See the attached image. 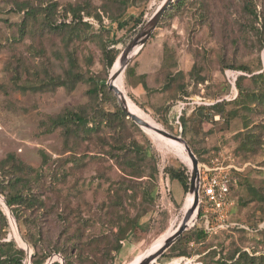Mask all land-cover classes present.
Instances as JSON below:
<instances>
[{
	"label": "rangeland",
	"instance_id": "rangeland-1",
	"mask_svg": "<svg viewBox=\"0 0 264 264\" xmlns=\"http://www.w3.org/2000/svg\"><path fill=\"white\" fill-rule=\"evenodd\" d=\"M163 2L0 0V253L23 252V264L50 254L46 264H138L180 225L189 195L176 204L181 186L172 181L170 190L166 173L181 171L190 179L184 149L127 116L109 117L116 108L124 113L107 87L110 76ZM53 3L48 19L62 23L57 29L46 25L41 11ZM174 4L130 53L116 86L140 118L183 139L199 167L214 157L232 166L226 216L239 227L197 238L195 212L153 264H264V103L252 96L262 91L252 77L264 71V0ZM24 7L32 12L21 29ZM71 7L80 12L73 16ZM140 56L136 74L147 77L128 80ZM229 72L241 78L236 96ZM142 83L155 93L139 96ZM165 83L168 91L158 92ZM94 84H104V95L94 94ZM240 95L243 104L234 100ZM198 99L224 103L201 116L191 104ZM168 102L167 116L153 109ZM65 111L92 116L99 128L52 127L51 119ZM10 155L13 160L1 164ZM14 193L29 205L8 207L5 197Z\"/></svg>",
	"mask_w": 264,
	"mask_h": 264
},
{
	"label": "trees",
	"instance_id": "trees-1",
	"mask_svg": "<svg viewBox=\"0 0 264 264\" xmlns=\"http://www.w3.org/2000/svg\"><path fill=\"white\" fill-rule=\"evenodd\" d=\"M174 1H176V4H174L172 6H180V5L182 6L185 3V0H172V2L170 4H173ZM195 1L202 2L203 0H195ZM54 7H55V3L50 4V5H48L47 7H44L41 10L42 14L44 16L45 23L50 29L51 28H56L57 29V27L62 25V23H59V24L56 25V24L50 22V20L48 19V13ZM70 10L73 13V16L76 14V12H78V13L80 12L79 11V7H75V8L71 7ZM30 12H32V10L30 8L27 9L25 7L18 11L19 14L20 13L23 14V18H22V21H21V29L24 27L26 18L28 16H30ZM134 21L137 24H139V21H136V20H134ZM165 58H166V53H164V50H163L161 70L164 71V72L166 70V67L169 64V63H166ZM113 62H114V57L109 58L108 61H107V66L111 67ZM137 65H138L137 62L134 61L133 65L130 67L131 69H130V71L128 73V80L132 79V78H134L136 76ZM241 70H246V68H241ZM141 77L144 80L147 76L145 74H143V75H141ZM252 78H253V81L256 84L261 85V88H262L261 92H257V93H255L252 96L254 97L255 100H259V101L264 103V71H263L262 74L254 75ZM89 80H92V78L89 77ZM240 80H241V78L237 77L236 82H235V86L239 87V92H241ZM91 82L93 83L94 81H91ZM142 85H143V88L145 89V91H147L146 93L148 95L150 93H152V92L155 93V90H153V91L149 90L144 83H142ZM103 87H104V84L103 85L94 84V88H93L94 94L100 95V96L104 95L105 91L103 90ZM167 91H168V83H165L163 85L162 89H160L158 92L164 93V92H167ZM185 96L187 97V95H185ZM186 97L184 98V100L186 99ZM246 99H248V97H245V98L243 97V101H245ZM234 100L239 102L240 104H243L241 95L237 96ZM170 101H172V100H170ZM172 103L170 104L168 102V104H166V105H155L153 107V109L156 112H159L160 114H165V116H167V114H169V112L173 109ZM223 103L222 102L221 103H216V104H214L213 106H211L209 108L208 107H198V108L194 109V112L196 114L201 115V116H206V114L208 113V111H210V109H214V108L215 109H220V107L223 105ZM183 110H184V113L181 114L179 119H183V121H184V118L186 117L187 113H186V108L185 107H184ZM112 115L114 117H118L122 121L126 120V115L124 113H122L121 110L118 109V108H116V111L114 113H109V117H111ZM143 117L146 119L145 121H147L148 123H150V124L155 123L149 117H145L144 115H143ZM192 118H194V117H192ZM106 119H107V117H104V122H105ZM190 120H192V119H190ZM163 121H166L164 117H163ZM51 125L54 128H57V127L63 128L65 131L70 129L72 126H75L76 128H82L84 130H87L88 133H90L91 131H96V129L99 128V123L94 117H92V116L91 117H87V116H84V115H81L79 113L72 112V111H65L63 114H61V115H59V116H57L55 118H52L51 119ZM181 127H182V133L185 134L186 128H185L184 124ZM192 153H194V152H192ZM185 155L187 156V154L184 151H182V153L180 154V156L183 157V158L185 157ZM12 160H13V157L10 155L9 157H7V159L3 160L1 162V164H3V165L4 164H8ZM188 160H189V158H188ZM166 175L169 176V180L170 181H177L180 184V186H181V188H182V190L184 192V195H186L188 193V190H189V187H190V181H189V177H188V175L186 173L181 172V171L168 170ZM5 202H6L8 207H13L14 205H22V204L29 205L30 200L27 197H24L23 195H21L20 193H14L12 195L6 196L5 197ZM193 218H194V214H193V216L191 218V223L193 221ZM263 229H264V227H263ZM204 234L205 233H204V231L202 229H198V234L196 235V237L197 238H201ZM172 247H170V250L172 249ZM197 255H199V253H197ZM240 255L242 256V255H245V254H240ZM50 257H51V254L45 256L40 263H35V264H46V262L48 261V259ZM231 259H233V258H231ZM24 260H26L25 253L20 252V251H13L12 254H9L8 251L0 253V264H10L11 261L14 262L15 264H23ZM31 264H34V263H31ZM51 264H59V263L58 262H52ZM65 264H67V263H65ZM230 264H240V260L237 259L233 263H230Z\"/></svg>",
	"mask_w": 264,
	"mask_h": 264
},
{
	"label": "built area",
	"instance_id": "built-area-1",
	"mask_svg": "<svg viewBox=\"0 0 264 264\" xmlns=\"http://www.w3.org/2000/svg\"><path fill=\"white\" fill-rule=\"evenodd\" d=\"M238 74L229 72L226 74L227 83L230 86V94L236 96L235 82ZM222 100L203 102L200 99L193 101V107H210ZM188 104V103H186ZM185 104H181L183 110ZM220 157L210 159L209 164L198 165V205L196 214L201 222V229L207 235L217 234L220 231L239 227L236 223L227 221L228 208L231 206L229 193L231 186L230 168L220 163Z\"/></svg>",
	"mask_w": 264,
	"mask_h": 264
},
{
	"label": "water",
	"instance_id": "water-1",
	"mask_svg": "<svg viewBox=\"0 0 264 264\" xmlns=\"http://www.w3.org/2000/svg\"><path fill=\"white\" fill-rule=\"evenodd\" d=\"M172 0H164V2L161 4V6L157 9V11L154 13V15L149 19V21L146 23V25L143 27V29L134 37V39L131 41V43L127 46L126 50L124 51L123 55L119 59L120 63V70L118 73L112 74L110 76L109 82L107 84V87L109 91L113 92L114 95L118 99V104L121 106L122 111L124 114L131 119L137 126L143 129H148L152 130L154 133L158 134L159 136L167 139L174 141L176 143L182 144L184 146V149L187 153V156L190 160L191 163V171H190V187L188 191V195H193V203L191 207L185 212L184 217L174 232L172 236L169 238L165 239L163 242L162 246L153 254L145 257L143 260H141L138 264H153L155 261L176 241V239L188 228V222L191 219V216L196 212L197 205H198V194H197V183H198V163L193 155L192 151L190 148L185 144L184 140L181 139L180 137H175L167 132L157 128V127H152L145 121H143L140 118L135 117L131 113L126 110L124 106V94L114 85V80L117 77V74L123 73L125 68L127 67L128 61H129V55L133 51V49L141 45L143 46L147 39L150 37L152 34L153 30L155 29L158 21L161 19L162 15L164 12L168 9L170 3ZM120 99H123L121 101Z\"/></svg>",
	"mask_w": 264,
	"mask_h": 264
},
{
	"label": "bare ground",
	"instance_id": "bare-ground-1",
	"mask_svg": "<svg viewBox=\"0 0 264 264\" xmlns=\"http://www.w3.org/2000/svg\"><path fill=\"white\" fill-rule=\"evenodd\" d=\"M118 69L120 70V63L118 62ZM118 70V71H119ZM117 75H120V74H117ZM116 80H117V77H116V79L114 80V85L116 86ZM117 87V86H116ZM122 93H123V91L119 88V87H117ZM121 101H123V99H120ZM124 101H125V103H124V106H125V108H126V110H128V112L129 113H131L132 115H134L135 117H137V118H140V116H139V114H138V112L137 111H135L133 108H131V107H129L128 105H127V102H126V99H125V97H124ZM140 119H142L143 121H145L143 118H140ZM146 123H148L147 121H145ZM149 125H151L152 127H155L154 125H152V124H150V123H148ZM170 142H172V143H174V144H176V145H178V146H180V147H182L183 149H184V146L182 145V144H179V143H176V142H174V141H171V140H169ZM184 151H185V149H184ZM185 153H186V151H185ZM187 154V153H186ZM192 203H193V195H189L188 196V204H187V208H186V211L191 207V205H192ZM192 217V216H191ZM188 226H189V224H188ZM176 231V230H175ZM174 231V232H175ZM174 232H172L171 233V235L170 236H172L173 234H174ZM169 236V237H170ZM169 237H167V238H169ZM166 238V239H167ZM165 241V240H164ZM163 244V243H162ZM162 244L158 247V248H156L155 249V251L153 252V253H155L161 246H162ZM153 253H151V254H153ZM150 254V255H151ZM147 256H149V255H147ZM147 256H145V257H147ZM144 257V258H145ZM143 258V259H144ZM142 259V260H143Z\"/></svg>",
	"mask_w": 264,
	"mask_h": 264
},
{
	"label": "crops",
	"instance_id": "crops-1",
	"mask_svg": "<svg viewBox=\"0 0 264 264\" xmlns=\"http://www.w3.org/2000/svg\"><path fill=\"white\" fill-rule=\"evenodd\" d=\"M137 68H136V72H137V69L138 70H140L141 68H142V66H143V64H142V62H143V60H141V56L137 59ZM143 74H145L144 72H140L139 74H136L137 75V78H140L141 77V75H143ZM134 78H136V76L134 77ZM137 89H138V92H139V96H141V95H145V93H146V91H145V89L142 87V85H139V86H137L136 87ZM147 94V93H146ZM170 113V112H169ZM171 182L172 181H168V186L170 187V190H171ZM184 192H183V190H182V188H181V196H180V201H176L174 198V201H175V203L176 204H180L182 201H183V199H184Z\"/></svg>",
	"mask_w": 264,
	"mask_h": 264
}]
</instances>
